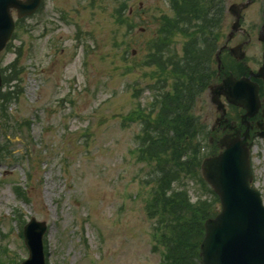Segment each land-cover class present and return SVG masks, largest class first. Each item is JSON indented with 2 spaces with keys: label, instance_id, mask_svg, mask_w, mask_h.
Instances as JSON below:
<instances>
[{
  "label": "rangeland",
  "instance_id": "obj_1",
  "mask_svg": "<svg viewBox=\"0 0 264 264\" xmlns=\"http://www.w3.org/2000/svg\"><path fill=\"white\" fill-rule=\"evenodd\" d=\"M125 2L42 0L0 52V72L8 78L0 87V264L27 257L21 233L31 216L47 223V264H163L144 210L147 198L156 197L145 182L152 172L136 159L141 122L130 112L154 100L151 85L173 97L174 83L161 77L156 83L150 75L159 70L142 65L159 19L170 20L171 10L169 0ZM261 9V2L246 9L244 24L259 22ZM229 21L226 15L216 32H227ZM185 40L177 35L179 47ZM250 54L259 57L257 44ZM194 99H200L190 111L196 126L209 130L217 112L207 94ZM227 112L235 116L232 107ZM208 137L202 136V153L210 150ZM251 167L264 202L259 137ZM187 178L183 172L179 189L193 203L202 185ZM172 195L167 211L184 219L197 211L181 205L177 191Z\"/></svg>",
  "mask_w": 264,
  "mask_h": 264
},
{
  "label": "trees",
  "instance_id": "obj_2",
  "mask_svg": "<svg viewBox=\"0 0 264 264\" xmlns=\"http://www.w3.org/2000/svg\"><path fill=\"white\" fill-rule=\"evenodd\" d=\"M219 2L185 0L182 6L174 5L173 18L164 19L161 22L164 26L161 33H170L168 42L177 32L185 36H188L190 32H201L203 36L197 34L199 40L209 39V34L217 25L221 12ZM195 43L197 41L194 39ZM170 50L171 47L168 45L158 48L162 58L168 55V58L172 59L173 53ZM198 62L202 65L199 73H202L206 69L207 59L201 61L198 59L196 63ZM4 79L8 78L4 75ZM187 88L188 90L180 87L175 89L172 99L162 94L157 111L152 114L144 113L142 108H137L130 115L132 120L138 119L143 125V132L139 137V152L141 158L152 165L151 195L156 196L150 197L145 204V211L148 217L154 219L153 229L163 250L164 264H201L198 252L204 233L203 221L213 216L218 208L216 195L199 173L200 161L208 152H201L203 140L199 139L198 135L202 130L198 129L195 123L196 118L190 113L193 105L190 100L197 89L193 86ZM157 97L158 95H155V98ZM175 97H177L176 101L173 100ZM183 172L186 178L200 183L205 191L198 195V199L193 203L189 202L191 197L185 193L184 188L179 189L178 180ZM176 183H178L177 187ZM170 184L174 185L168 186ZM176 191L183 197L181 205L191 210L197 208V211L192 210L193 214L189 218L184 219L173 208L169 211L166 209L167 206L171 207L174 201L168 195ZM204 194L209 198H201ZM172 213H176L177 217ZM181 227L185 228L184 234ZM186 236L188 237L181 241L180 238ZM184 260L186 263L183 262Z\"/></svg>",
  "mask_w": 264,
  "mask_h": 264
},
{
  "label": "water",
  "instance_id": "obj_3",
  "mask_svg": "<svg viewBox=\"0 0 264 264\" xmlns=\"http://www.w3.org/2000/svg\"><path fill=\"white\" fill-rule=\"evenodd\" d=\"M39 2L0 0V51L14 27L11 8L21 17L33 12ZM230 11L239 17L237 5H232ZM260 71L264 72V64ZM219 90L227 101L245 107L246 115L251 116L259 107L257 87L249 86L244 79H228ZM211 101L223 114L222 103L215 97ZM260 135L264 137V133ZM248 137L247 130L242 137L239 134L221 137L218 145L222 150L201 163L203 177L218 193L221 202V211L204 223L205 235L200 243L203 264H264V206L259 193L248 186L252 178ZM45 229V222L34 218L24 226L29 256L22 264H44L42 237Z\"/></svg>",
  "mask_w": 264,
  "mask_h": 264
},
{
  "label": "flooded vegetation",
  "instance_id": "obj_4",
  "mask_svg": "<svg viewBox=\"0 0 264 264\" xmlns=\"http://www.w3.org/2000/svg\"><path fill=\"white\" fill-rule=\"evenodd\" d=\"M237 3L247 2L248 6L240 13V25L237 29L232 30V23L235 18L227 13L231 17L229 21V30L225 33L216 32L215 37L210 41L212 52L209 60V69L205 71L201 81L199 75L197 81L198 85L205 86V93L210 98V88H214L227 76L233 75L236 78L249 77L251 81L256 82L259 86V98L261 101V108L253 116L246 117L243 122L234 121L233 127L229 128V123L222 121L215 122V130L221 133L235 132L239 130L243 132L246 128L249 129L250 134L254 136L258 133V123L264 122V75L260 77L256 76V72L260 68L263 62L264 53V33H261V28L264 23V0H237ZM256 2H261L263 8L261 9V17L259 22H253L249 26L244 23L247 20L245 10ZM257 44L259 46V57L254 58V55L250 54L252 47ZM206 52L209 48L207 43L201 47ZM220 99L225 101L221 95ZM243 108L237 107V113L240 116L244 113Z\"/></svg>",
  "mask_w": 264,
  "mask_h": 264
}]
</instances>
